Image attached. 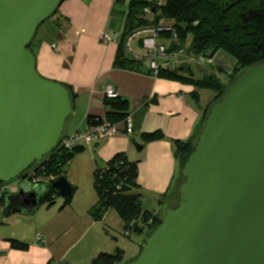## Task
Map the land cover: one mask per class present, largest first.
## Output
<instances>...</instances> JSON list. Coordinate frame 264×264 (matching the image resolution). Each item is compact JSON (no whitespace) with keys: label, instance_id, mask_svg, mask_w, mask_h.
Here are the masks:
<instances>
[{"label":"crops","instance_id":"0c3cea01","mask_svg":"<svg viewBox=\"0 0 264 264\" xmlns=\"http://www.w3.org/2000/svg\"><path fill=\"white\" fill-rule=\"evenodd\" d=\"M59 8L58 14L38 28L32 51L36 56L38 73L43 78L71 88L76 114L68 122L66 135L88 128L89 116L105 119L110 113L105 98L109 85L117 89L120 98L129 102L128 119L134 132L131 136L122 132L100 141L83 150L85 152L81 156L75 155L67 165L73 167L84 157L90 171L91 168L104 167L119 155H126L131 163L138 166L139 188L135 193L140 194L143 200V210L153 212L161 219L180 200V186L184 179L175 142L192 141L198 135L203 114L215 94L191 83L154 78L149 72L148 62L143 58L136 59L127 51V46L126 59L134 70L117 67L125 22L124 18L116 20V0H70ZM105 37H108L107 41H104ZM141 37H136L131 47L142 57L145 50ZM183 53L186 55L180 58L186 59L189 54ZM222 54L226 53H218L211 65L197 63L194 69L191 61H184L192 72H183V75L189 77L193 74L195 81H200L210 68L222 81L221 77L230 76L237 66L236 60L226 54L233 62L227 60ZM172 62L173 69L182 67L177 65L176 58ZM217 69L223 70L224 74H219ZM157 132H161L164 139L144 142V135ZM134 140L143 146L141 152L137 151ZM69 179L72 185L76 184L73 177L69 176ZM29 183L21 179L9 185L8 191L12 187V192L10 190L9 194L7 191L1 202L0 264H93L99 255L114 254L119 248L126 255L125 260L118 264L128 263L127 247L120 244L115 236V229L125 228V224L115 210L108 211L102 221H95L90 214L98 204L95 196L68 204L54 201V205H40L36 210L32 206L24 207L14 199L22 184L24 193L29 192L26 194L28 197L34 193L35 187L42 191L51 181L40 178L37 183ZM73 190L75 194V185ZM37 234L42 235V242L36 239ZM138 235L140 238L133 244L142 249L145 240L142 237L146 234ZM12 240L26 243L29 247L24 251L17 250L12 246Z\"/></svg>","mask_w":264,"mask_h":264},{"label":"water","instance_id":"95a60500","mask_svg":"<svg viewBox=\"0 0 264 264\" xmlns=\"http://www.w3.org/2000/svg\"><path fill=\"white\" fill-rule=\"evenodd\" d=\"M66 1L0 0V183L20 181L54 153L76 114L69 88L43 78L32 51L38 28ZM196 140L180 202L128 264H264V61L237 77ZM23 185L14 199L38 209ZM47 188L74 194L63 176Z\"/></svg>","mask_w":264,"mask_h":264},{"label":"trees","instance_id":"16d2710c","mask_svg":"<svg viewBox=\"0 0 264 264\" xmlns=\"http://www.w3.org/2000/svg\"><path fill=\"white\" fill-rule=\"evenodd\" d=\"M124 4L129 5V8L126 12L125 31L116 60L117 67L134 70L132 63L126 59L127 38L136 31L160 24L172 27L178 37L175 41L171 32H165L160 36L161 42L165 43L168 54L171 56H177L180 52L186 51L189 57L200 58L202 56L212 61L218 53L224 52L236 60V69L229 76L232 81L230 85L222 82L215 73L200 81H195L193 74L185 77L183 72H192L190 66L160 72L158 78L191 83L215 94L213 101L203 114L199 133L203 130L210 110L223 99L228 88L236 82L237 77L247 68L264 61V0H116V5ZM147 9L152 14L151 23L145 19L147 17L145 10ZM217 70L219 74H224L223 70ZM69 90L72 92L71 88ZM108 106L110 113L106 115L105 119L89 116V125L96 124V120L120 124L129 117V102L127 100L122 98L110 100ZM197 136L192 141L175 142L176 153L182 168L185 167L187 160L193 154ZM162 139L164 136L161 132L143 136L145 143L157 142ZM83 150L85 149H78L74 153H63L58 148L41 164L32 167L23 179L34 172L37 179H48L52 183L55 179L64 177L66 164ZM103 169L109 170L106 177L102 176ZM138 171L137 163H131L126 155H119L104 167L97 169L94 180L98 204L91 209L90 214L95 221L100 222L108 211L115 210L125 224L126 234L131 230H134L136 235L145 232L146 240L150 233L161 225L162 218L159 219L153 212L143 210V200H141L140 194L135 193L139 188ZM121 182H124V188L117 191L116 187ZM0 185L8 184L0 183ZM59 195L57 190L48 188L40 198L39 205L52 206ZM70 201V199L66 200V204ZM11 244L20 251L27 250L29 247L28 244L15 240H12ZM125 255L124 250L119 248L114 254L99 255L94 259L93 264H118L125 260Z\"/></svg>","mask_w":264,"mask_h":264},{"label":"built area","instance_id":"2783aa9c","mask_svg":"<svg viewBox=\"0 0 264 264\" xmlns=\"http://www.w3.org/2000/svg\"><path fill=\"white\" fill-rule=\"evenodd\" d=\"M145 14L152 17L151 11L148 9L145 10ZM165 32H171L175 41L178 39L172 27L165 24L142 29L140 32L131 34L127 39V51H129V53L132 54L136 59L142 60L143 58L145 61H147L149 72L154 78H158L161 71H166L174 68V64L171 60L172 58H176V60H178L185 54L183 53V51L177 54V56H171L170 54H168L167 46L162 44L160 38L161 34H164ZM142 35H146V38H142V48L143 50H145V54L141 57L132 50L131 44L136 37H141ZM105 40L107 41L108 37H105L104 41ZM54 49H56L55 46ZM187 60L188 62L193 61L203 65H211L213 62L203 58L202 56H200V58H193L188 56ZM105 98L107 99V101L118 100L120 99V95L114 86L109 85V87L105 91ZM95 122L96 124L89 125L86 129H78L75 133L66 135L59 144V149L63 153H74L78 149H87L94 146V144L100 143V141L109 140L121 134L122 132L126 136H131L134 134L131 120H129L128 118L120 124L112 123L111 121L109 122L106 120H103L101 122L96 120ZM108 171V169H103L102 176L106 177L108 175ZM29 178L36 183L37 181H39V179L35 177L34 172H32ZM116 188L117 191H121L122 188H124V182L118 184ZM7 191L8 185H0V206L2 200L6 196ZM127 235H130V233H127L126 236ZM36 239L40 242L43 241L41 234H37Z\"/></svg>","mask_w":264,"mask_h":264},{"label":"rangeland","instance_id":"374dc122","mask_svg":"<svg viewBox=\"0 0 264 264\" xmlns=\"http://www.w3.org/2000/svg\"><path fill=\"white\" fill-rule=\"evenodd\" d=\"M128 8L129 5H117V11L115 13V17L116 20L117 18H124L123 22H126L127 20V13L128 12ZM120 11H124L123 13ZM147 16V15H146ZM145 19L148 22H152V18L150 16L145 17ZM118 21V20H117ZM170 23V22H169ZM146 38L145 36H142V38ZM186 55V54H185ZM225 56V58H227V60H233L230 59L226 54H222V57ZM188 58V57H187ZM187 58L183 59V58H179L177 61V65L179 66H185L184 65V61H187ZM172 61L174 60L173 58L171 59ZM191 67L192 69L195 68V64H197L196 62L191 61ZM233 62V61H232ZM183 64V65H182ZM207 73H205L206 76H209L212 74V72L210 71V68L207 69ZM210 71V72H209ZM202 77V76H201ZM222 82H225L227 85H230L232 81H230L229 76L228 77H221ZM201 91V90H200ZM85 151H80L78 152V154L76 155H82ZM85 158H81L80 160L77 161V163H75V165H73V167L69 166L66 164L65 166V174L64 177L71 183L69 176L73 177V179L76 181V184L71 183L72 187L77 188L76 193L73 195V197L70 198V202H79V201H86L89 198L92 197H97V191H95V180H94V172H96L97 168H95L94 170H92V168L89 169L87 168V163L85 162ZM70 164V163H69ZM15 182H11L9 185H13ZM8 185V186H9ZM10 190L12 192V187H10ZM10 190L8 191V193L10 194ZM180 202V200L178 201V203ZM55 203L59 204H66V200L64 198H62L60 195L56 197L55 199ZM177 203V204H178ZM154 205V203H153ZM143 208H144V203L142 204ZM155 207V205H154ZM152 208V207H151ZM131 235V237L126 236V230L125 228H116L115 229V236L117 237L118 241L120 244L125 245L127 247V260L128 262L130 260L136 259L137 256H139V253L141 251V249H138V247H134L133 242H137V239L140 238V236L136 235V232L134 230L128 231ZM142 238H146V237H142ZM128 264V263H127Z\"/></svg>","mask_w":264,"mask_h":264},{"label":"flooded vegetation","instance_id":"af4514ba","mask_svg":"<svg viewBox=\"0 0 264 264\" xmlns=\"http://www.w3.org/2000/svg\"><path fill=\"white\" fill-rule=\"evenodd\" d=\"M41 164V163H40ZM39 166V165H38ZM23 180H25V181H28V183L29 182H33V180H31L29 177H27V178H24ZM29 185H30V183H29ZM44 187V186H43ZM42 189V188H41ZM46 190H48V188H43V190L41 191L40 190V188H35V189H33V191H34V193H36L37 194V197H42L43 196V194L46 192ZM32 191V192H33ZM26 194H29V192H27ZM29 197V196H28Z\"/></svg>","mask_w":264,"mask_h":264}]
</instances>
